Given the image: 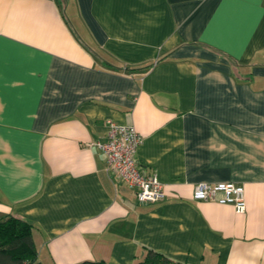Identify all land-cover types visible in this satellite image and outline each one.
Returning a JSON list of instances; mask_svg holds the SVG:
<instances>
[{
    "label": "crops",
    "instance_id": "obj_1",
    "mask_svg": "<svg viewBox=\"0 0 264 264\" xmlns=\"http://www.w3.org/2000/svg\"><path fill=\"white\" fill-rule=\"evenodd\" d=\"M107 120L142 135L160 200L106 169ZM200 181L242 185L245 210ZM6 214L44 264H264V0H0Z\"/></svg>",
    "mask_w": 264,
    "mask_h": 264
},
{
    "label": "built area",
    "instance_id": "obj_2",
    "mask_svg": "<svg viewBox=\"0 0 264 264\" xmlns=\"http://www.w3.org/2000/svg\"><path fill=\"white\" fill-rule=\"evenodd\" d=\"M141 142L142 135L134 125L107 120L105 138L96 141V145L105 155L106 169L117 179L136 188L138 202H156L164 196L163 184L156 173L142 172L137 165L136 150ZM192 197L231 203L238 213L246 208L243 187L235 182H196Z\"/></svg>",
    "mask_w": 264,
    "mask_h": 264
},
{
    "label": "trees",
    "instance_id": "obj_3",
    "mask_svg": "<svg viewBox=\"0 0 264 264\" xmlns=\"http://www.w3.org/2000/svg\"><path fill=\"white\" fill-rule=\"evenodd\" d=\"M35 226L30 221L13 214L0 216V264H44L37 259L33 240ZM74 264H107L103 259L82 260ZM136 264H187L146 248Z\"/></svg>",
    "mask_w": 264,
    "mask_h": 264
}]
</instances>
